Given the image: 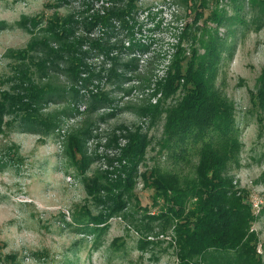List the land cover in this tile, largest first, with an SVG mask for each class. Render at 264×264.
Listing matches in <instances>:
<instances>
[{"label": "trees", "instance_id": "obj_1", "mask_svg": "<svg viewBox=\"0 0 264 264\" xmlns=\"http://www.w3.org/2000/svg\"><path fill=\"white\" fill-rule=\"evenodd\" d=\"M55 1L46 4L55 10L50 16L23 14L15 23L31 37L25 46L3 53L8 70L0 76V135L16 130L37 133L44 143L49 136L60 138L65 165L86 192V201L73 210L75 230L100 236L111 217H124L141 233L143 250L170 233L178 264H264L259 233L252 227L263 216L264 204L257 212L250 188L240 186L231 172L241 166L242 131L236 103L217 80L226 48L219 28L231 29L245 19L220 6L226 0H173L194 16L176 34L164 73L157 75V56L143 61L150 46L134 35L140 0ZM227 1L235 11L250 5L257 29L263 26L264 0ZM74 3L79 5L70 14L58 10ZM12 27L0 21V33ZM96 57L102 58L99 69L91 63ZM260 72L250 101L264 136V68ZM104 80L116 91L104 88ZM136 88L145 93L122 102L118 92L128 96ZM124 110L138 120L106 132L101 153L98 122ZM81 114L79 124L63 130L65 119ZM160 122L157 146L165 162L147 166L148 146L155 139L149 131ZM94 137L97 143L90 149ZM20 147L15 141L0 147V168L21 161ZM99 159L106 166L90 172ZM140 178L152 193L147 205L141 203L145 192L135 189ZM124 243L118 236L112 241ZM4 244L0 238V247Z\"/></svg>", "mask_w": 264, "mask_h": 264}, {"label": "rangeland", "instance_id": "obj_2", "mask_svg": "<svg viewBox=\"0 0 264 264\" xmlns=\"http://www.w3.org/2000/svg\"><path fill=\"white\" fill-rule=\"evenodd\" d=\"M172 1L140 0L141 10L134 35L139 42L150 46V53L142 57L143 61L151 54L157 56V75L164 73L163 68L173 52L171 46L178 39L176 34L194 16L193 12L188 14ZM47 3L55 4L56 1L0 0V21L6 20L13 26L0 33V76L8 70V60L3 53L11 47H23L30 41L31 34L16 25V21L23 14L50 16L55 10ZM78 5H65L58 10L62 15L70 14ZM220 6L227 7L230 14L237 13L238 17L245 19V22L237 20L231 29L219 28V34L226 40V48L217 80L223 92L236 103V116L242 131L241 166H233L231 172L235 173L240 186L250 188L251 199L259 212L264 204V136L259 135L258 122L251 110L250 90H256L260 71L264 68V24L257 29L256 22H253L254 10L246 3L239 11L233 10L227 0ZM209 12L207 9L206 15ZM215 25L209 23L211 28ZM101 61L102 58L96 57L91 63L99 69ZM130 84L132 81L125 83L127 87ZM102 86L116 91L111 82L104 80ZM132 91L128 96L118 92L123 95L122 102L135 101L145 93L140 88ZM83 116L65 119L63 130L79 124ZM137 120L136 113L124 110L115 118L99 121L96 132H100L102 139L97 149L101 153L105 150L104 134L118 123L131 125ZM162 123L150 128L149 133L154 134L155 139L148 146L147 166L156 161L165 162L166 155L160 153L157 146ZM38 138L37 133L16 130L0 135V147L15 141L21 146L19 152L23 157L21 161H13L6 169L0 168V238L5 242L0 247V264H178L175 248L169 245L170 233L165 235L161 244L143 250L138 246L141 233L124 217H111L108 230L100 236L76 231L74 223L70 222L75 205L86 201L84 184L75 177L73 168L65 165L60 138L49 136L45 143ZM90 143V149L95 147L97 138L91 139ZM109 151L117 152L110 148ZM191 159L193 163L194 158ZM92 164L90 172L101 164L106 166L101 159ZM147 166L142 165L144 169ZM255 179L260 180L257 182ZM135 189L145 192L142 204L152 201V193L143 189L141 178ZM252 227L259 233V251L264 256V214L254 221ZM117 236L124 239L122 246L112 244ZM13 254L16 258L11 257Z\"/></svg>", "mask_w": 264, "mask_h": 264}]
</instances>
